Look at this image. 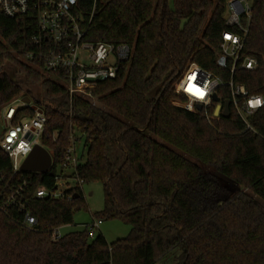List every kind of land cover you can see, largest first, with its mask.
Instances as JSON below:
<instances>
[{"label": "trees", "instance_id": "1", "mask_svg": "<svg viewBox=\"0 0 264 264\" xmlns=\"http://www.w3.org/2000/svg\"><path fill=\"white\" fill-rule=\"evenodd\" d=\"M226 1L79 0L78 14L93 13L85 42L131 49L115 79L84 87L91 97H70L40 65L22 60L35 50L34 12L0 14V110L26 95L46 117L42 146L52 166L28 174L31 190L51 192L56 179L100 183L104 207L94 218L130 227L112 243L88 239L85 230L52 243L49 231L72 225L85 208L81 190L72 188L30 203L36 229L23 228L16 212L0 213V264H156L174 251V264H264V107L251 119L253 133L233 109L208 122L174 104L186 102L175 85L190 65L229 80L215 64ZM244 53L256 68L236 71L233 81L264 99V0H253ZM29 87L39 89L36 97ZM217 94L223 104L230 99L226 88ZM72 140L82 151L68 173ZM0 171H10L1 152Z\"/></svg>", "mask_w": 264, "mask_h": 264}, {"label": "built area", "instance_id": "2", "mask_svg": "<svg viewBox=\"0 0 264 264\" xmlns=\"http://www.w3.org/2000/svg\"><path fill=\"white\" fill-rule=\"evenodd\" d=\"M79 0H0V14L13 19L34 12L36 32L31 38L35 50L22 57L28 64L38 68L57 83H62L70 97H91L84 87L113 80L131 55L128 45H112L92 43L83 40L90 25L92 14L87 18L76 11ZM253 0H227L225 5L226 31L221 35L216 57V66L229 74V80L223 81L217 75L207 72L197 65H190L182 73L175 85V93L187 101L182 107L189 112H201L210 122L222 117L224 104L220 102L218 90L226 88L229 94V113H234L244 125L245 131L255 133L251 124L252 117L264 107L261 96L250 95L243 85L233 81V74L238 70L252 71L256 68V60L244 53L245 39L248 35ZM199 89L203 97L194 94ZM216 95L218 103L213 101ZM20 97L3 106L0 110V152L10 162V171H0V213L8 215L18 213V222L26 230L36 229L37 221L30 210L34 200L57 199L64 191L72 188L82 190V182L78 180L56 179L55 189L51 192L38 186L34 190L28 174L21 172L23 162L34 147L42 146V138L46 125L43 111ZM216 108H218L217 114ZM209 109L212 110L209 113ZM31 110L32 115L24 111ZM44 148V147H43ZM79 164L76 143L72 140L67 151L63 168L75 172ZM74 181V182H73ZM73 182V185H70ZM102 221L93 219L89 225L83 226L88 239H94ZM60 226L49 231L52 243L59 242L65 235Z\"/></svg>", "mask_w": 264, "mask_h": 264}, {"label": "rangeland", "instance_id": "3", "mask_svg": "<svg viewBox=\"0 0 264 264\" xmlns=\"http://www.w3.org/2000/svg\"><path fill=\"white\" fill-rule=\"evenodd\" d=\"M22 60H24L23 57ZM8 72L10 73V76L15 80V74L13 72V69L9 68ZM60 84L62 85V83ZM29 90L33 92V95L35 97L39 93V89H37V87H29ZM20 97H26V95ZM178 104L180 106H186L187 101L184 103L178 102ZM156 140L158 141V139ZM81 147L82 146L80 144L76 145V151L78 157H80L81 155V151H82ZM219 179L221 180L222 184L230 191L234 192L235 189L237 188L231 182L220 176ZM70 185H73V182H70ZM81 192H82L85 208L80 210L74 215L73 224L65 227L62 230L63 234L83 230V226L89 225L92 222V220L95 219L94 216L96 214L101 213L103 210L104 196L102 191V185L100 183L85 184L82 186ZM129 232H130V227L128 225H125L121 221L116 219H109V220L103 219L102 224L99 227V230L96 232V236L101 235L108 243H112L116 240L124 239L125 237L128 236ZM178 254H179L178 251H174L165 258L161 259L156 264H174L175 258Z\"/></svg>", "mask_w": 264, "mask_h": 264}, {"label": "water", "instance_id": "4", "mask_svg": "<svg viewBox=\"0 0 264 264\" xmlns=\"http://www.w3.org/2000/svg\"><path fill=\"white\" fill-rule=\"evenodd\" d=\"M213 101L218 103V98L216 95L213 96ZM23 102L29 103L30 99L25 97ZM197 112H201L202 107L201 105L196 106ZM218 108H216L215 114H217ZM230 115L229 113V103L226 101L223 106L222 117L228 118ZM52 166V159L48 151H46L43 147L36 146L27 157V159L23 162L20 170L23 173H36L42 174L50 170ZM79 196L76 195L74 198H78Z\"/></svg>", "mask_w": 264, "mask_h": 264}, {"label": "snow or ice", "instance_id": "5", "mask_svg": "<svg viewBox=\"0 0 264 264\" xmlns=\"http://www.w3.org/2000/svg\"><path fill=\"white\" fill-rule=\"evenodd\" d=\"M189 90L190 91H194V94H196V95H199V96H201V97H203V92H201L199 89H195V90H193L191 87L189 88Z\"/></svg>", "mask_w": 264, "mask_h": 264}]
</instances>
